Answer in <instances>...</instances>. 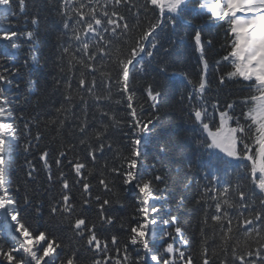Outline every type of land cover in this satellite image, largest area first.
<instances>
[{"label":"snow or ice","instance_id":"1","mask_svg":"<svg viewBox=\"0 0 264 264\" xmlns=\"http://www.w3.org/2000/svg\"><path fill=\"white\" fill-rule=\"evenodd\" d=\"M44 4L55 17L51 68L36 0H0V264H264V0ZM198 21L223 32L214 72L209 50L219 52ZM181 24L198 54L173 146L193 177L186 189L195 184L177 204L191 200L187 228L142 150ZM38 90L46 102L26 114Z\"/></svg>","mask_w":264,"mask_h":264},{"label":"trees","instance_id":"2","mask_svg":"<svg viewBox=\"0 0 264 264\" xmlns=\"http://www.w3.org/2000/svg\"><path fill=\"white\" fill-rule=\"evenodd\" d=\"M36 7L40 9L42 22H41V35L40 43L38 47L40 49V55L42 61L46 58L49 62V68H51V61L54 59L55 51V33L52 30L54 16H50L44 4V0H36ZM36 8H32L30 5V12H35ZM207 21V17L204 18ZM204 21H198L202 23L204 27V39L205 42L211 38L215 41L216 51L219 55L213 56L209 54L210 61L212 63V71H215L214 60L219 59L224 53L220 51V45L223 44V32L221 29L215 27L212 23ZM183 24L179 31V36H183V39H178L177 44L172 51L171 57H169L170 67L167 74L158 78V83L162 84L164 89V97L160 105V111L158 113L160 119L156 122L153 132L152 140L143 146V163L145 166V173L147 174L149 169L151 174H156L159 170L160 174L166 177L167 183V196L168 204L165 207H171L173 214L180 217V222L183 226L190 227L194 222L196 214L190 209L193 205L190 199L185 200V207L178 208L177 204L182 197H190L195 191V184L191 189H186L185 185L188 184L193 177L188 174L187 168L183 163V158L179 151L173 146L182 137V129L185 127L184 114L181 111L182 105L180 103L181 95L187 96L185 74L191 78H196L198 70V54L195 52L194 45L192 44L190 37L186 36L183 32ZM176 39V37H173ZM165 47H169V44L165 40ZM28 45L23 44L22 49L18 53L19 62L22 63L23 59L27 55ZM22 71H26L22 69ZM47 70L38 73L41 79V87H43V81L47 79ZM37 99L40 100L43 105L46 102L45 96L40 94L38 90L36 95H33L29 99V103L24 105V111L26 114L32 113L34 105ZM46 142V141H45ZM164 143L169 144L168 152H161L160 146ZM28 159H32V155H28ZM16 163L13 165L12 178L15 180L17 176V167L23 164L25 154L19 152L14 157ZM155 167L152 168L151 166ZM163 187V185H161Z\"/></svg>","mask_w":264,"mask_h":264}]
</instances>
